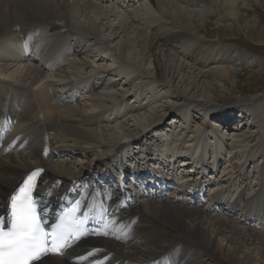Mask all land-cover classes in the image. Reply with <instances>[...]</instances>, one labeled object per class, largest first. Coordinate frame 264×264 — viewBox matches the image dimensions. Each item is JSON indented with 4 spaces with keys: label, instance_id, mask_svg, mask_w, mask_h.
Listing matches in <instances>:
<instances>
[{
    "label": "bare ground",
    "instance_id": "bare-ground-1",
    "mask_svg": "<svg viewBox=\"0 0 264 264\" xmlns=\"http://www.w3.org/2000/svg\"><path fill=\"white\" fill-rule=\"evenodd\" d=\"M249 5L0 0V216L42 168L44 217L95 227L34 264H264V95L213 101L262 61L202 33Z\"/></svg>",
    "mask_w": 264,
    "mask_h": 264
},
{
    "label": "snow or ice",
    "instance_id": "snow-or-ice-1",
    "mask_svg": "<svg viewBox=\"0 0 264 264\" xmlns=\"http://www.w3.org/2000/svg\"><path fill=\"white\" fill-rule=\"evenodd\" d=\"M43 171H32L9 196L6 214L0 216V264H34L50 253L63 254L85 234L84 220L72 212H65L45 230L34 197Z\"/></svg>",
    "mask_w": 264,
    "mask_h": 264
},
{
    "label": "rangeland",
    "instance_id": "rangeland-1",
    "mask_svg": "<svg viewBox=\"0 0 264 264\" xmlns=\"http://www.w3.org/2000/svg\"><path fill=\"white\" fill-rule=\"evenodd\" d=\"M256 6L242 9L243 21L241 25H244L245 21L250 24L244 26L243 30L239 25H235L236 27L228 29V31H217L219 26H226L225 24L227 23L220 21L219 17H216L215 19H210L208 27L202 31L208 41H219L224 45L233 46L239 51L246 52L262 61L260 66H253L252 68L240 67L238 69L240 76L238 77L237 89L230 91L228 90L230 88H227L223 90L220 96L214 97V104L221 108L220 111L230 112L237 103L248 102L253 98L264 95V42H259L260 40L264 41V8L261 5ZM167 117L170 120V117ZM103 207L105 208L106 204ZM139 226L141 225L139 224Z\"/></svg>",
    "mask_w": 264,
    "mask_h": 264
}]
</instances>
